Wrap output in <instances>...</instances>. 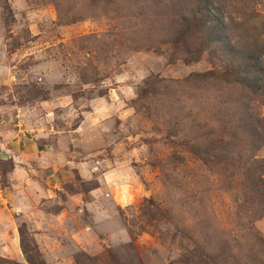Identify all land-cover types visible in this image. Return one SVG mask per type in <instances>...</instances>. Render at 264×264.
Returning <instances> with one entry per match:
<instances>
[{"label": "rangeland", "instance_id": "rangeland-1", "mask_svg": "<svg viewBox=\"0 0 264 264\" xmlns=\"http://www.w3.org/2000/svg\"><path fill=\"white\" fill-rule=\"evenodd\" d=\"M258 1L0 0V259L264 264L225 79Z\"/></svg>", "mask_w": 264, "mask_h": 264}, {"label": "trees", "instance_id": "trees-1", "mask_svg": "<svg viewBox=\"0 0 264 264\" xmlns=\"http://www.w3.org/2000/svg\"><path fill=\"white\" fill-rule=\"evenodd\" d=\"M232 1L233 0H227V3ZM260 2H262V0H260ZM204 12H206L207 15H211L210 11ZM212 19L213 24L210 27L213 33H217L219 32L217 27H220L221 24L220 20L214 17ZM239 26L243 27L244 24L240 23ZM244 28L245 32L243 34L242 48H239L237 52L239 57L244 58L245 61L248 60V62L243 67H238V70L235 72H227L228 76H226L225 79L240 84L251 93H258L260 98H262L261 103L264 106V84L262 87L258 85L259 82L264 81V23L261 26L253 24L250 27L246 26ZM232 30L233 29L227 27V34L230 35ZM261 38H263V41ZM257 64H260L258 69L252 71V68H256ZM257 74H260L261 77ZM243 115L246 116L245 123L239 125V127H242L246 133V141L251 142L250 145L253 150L262 149L264 147V111L260 109V106L249 108V105H246ZM248 118L249 120L247 121ZM241 120L243 121L242 117ZM238 138L241 147L242 143L245 142L242 136L239 135ZM251 151L252 150H249L246 146H242L241 154L243 158L240 159V165L244 170V183L249 187L251 201L256 198L258 205L261 206L258 208L261 212H255L258 215H262V210H264V157H257L255 154L244 155ZM0 262L6 264L7 261L0 259ZM259 264H263V262Z\"/></svg>", "mask_w": 264, "mask_h": 264}]
</instances>
